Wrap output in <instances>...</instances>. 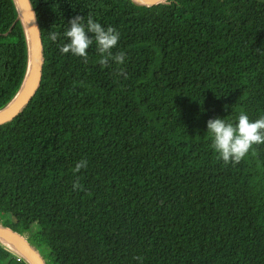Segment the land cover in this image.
<instances>
[{
    "label": "trees",
    "instance_id": "obj_1",
    "mask_svg": "<svg viewBox=\"0 0 264 264\" xmlns=\"http://www.w3.org/2000/svg\"><path fill=\"white\" fill-rule=\"evenodd\" d=\"M31 4L43 76L0 125V223L46 264H264V144L225 164L207 133L209 119L264 116V0ZM89 12L120 33L123 64L101 65L95 44L87 62L60 53ZM28 66L16 0H0V110ZM12 249L0 241V264H30Z\"/></svg>",
    "mask_w": 264,
    "mask_h": 264
},
{
    "label": "clouds",
    "instance_id": "obj_2",
    "mask_svg": "<svg viewBox=\"0 0 264 264\" xmlns=\"http://www.w3.org/2000/svg\"><path fill=\"white\" fill-rule=\"evenodd\" d=\"M69 27L64 31L63 36L67 42H61L58 47L61 54L71 53L82 57L87 62V49L93 44L100 56L99 63L107 65L109 60L117 64H123L125 53L123 51L113 54L112 49L117 45L120 33L111 26L103 27L93 19L92 14H87V20L81 15H76L68 22ZM91 33L92 35H88ZM57 32H49V39L53 42L59 37ZM118 75H125L121 69ZM207 133L211 137V148L217 153V158L222 159L225 164H239L249 153L253 145L264 144V116L255 121L241 112L238 122L233 123L216 117L207 121ZM87 167L86 160H80L75 164L74 172ZM82 189L78 181L73 183V190ZM140 259V258H137Z\"/></svg>",
    "mask_w": 264,
    "mask_h": 264
},
{
    "label": "water",
    "instance_id": "obj_3",
    "mask_svg": "<svg viewBox=\"0 0 264 264\" xmlns=\"http://www.w3.org/2000/svg\"><path fill=\"white\" fill-rule=\"evenodd\" d=\"M147 5H154L166 0H137ZM20 15L25 25L29 42V66L26 79L17 95L0 110V125L15 119L29 104L36 94L43 76V39L38 19L32 7L31 0H16ZM0 238L6 239L21 249L30 264H46L41 253L31 244L24 233L19 232L8 225L0 223Z\"/></svg>",
    "mask_w": 264,
    "mask_h": 264
},
{
    "label": "bare ground",
    "instance_id": "obj_4",
    "mask_svg": "<svg viewBox=\"0 0 264 264\" xmlns=\"http://www.w3.org/2000/svg\"><path fill=\"white\" fill-rule=\"evenodd\" d=\"M0 241L3 242L4 244L10 246L11 248H13L15 251H17L19 254H21L24 258H26V255L24 254V252L19 249L15 244H13L12 242L6 240V239H3V238H0Z\"/></svg>",
    "mask_w": 264,
    "mask_h": 264
},
{
    "label": "rangeland",
    "instance_id": "obj_5",
    "mask_svg": "<svg viewBox=\"0 0 264 264\" xmlns=\"http://www.w3.org/2000/svg\"><path fill=\"white\" fill-rule=\"evenodd\" d=\"M26 235H27V237H28L29 234H25V236H26Z\"/></svg>",
    "mask_w": 264,
    "mask_h": 264
}]
</instances>
